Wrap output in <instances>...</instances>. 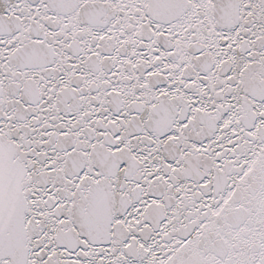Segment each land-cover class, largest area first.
Returning a JSON list of instances; mask_svg holds the SVG:
<instances>
[{"label":"snow or ice","instance_id":"obj_1","mask_svg":"<svg viewBox=\"0 0 264 264\" xmlns=\"http://www.w3.org/2000/svg\"><path fill=\"white\" fill-rule=\"evenodd\" d=\"M0 264H264V0H0Z\"/></svg>","mask_w":264,"mask_h":264}]
</instances>
